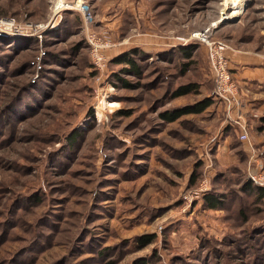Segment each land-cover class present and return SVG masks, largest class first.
I'll return each mask as SVG.
<instances>
[{"label": "rangeland", "instance_id": "1", "mask_svg": "<svg viewBox=\"0 0 264 264\" xmlns=\"http://www.w3.org/2000/svg\"><path fill=\"white\" fill-rule=\"evenodd\" d=\"M66 1L73 8L54 16L56 0H0V16L45 34L0 36V264H264V89L242 91L232 71L242 140L215 95L206 45L193 42L185 72L180 50L207 27L232 48H264V0H242L236 15L232 0ZM86 28L115 43L103 70ZM131 49L144 74H123L136 85L126 88L110 58ZM188 81L200 92L173 98ZM208 96L217 103L201 113L159 118ZM208 191L223 208L204 205ZM146 234L155 238L142 245Z\"/></svg>", "mask_w": 264, "mask_h": 264}, {"label": "built area", "instance_id": "2", "mask_svg": "<svg viewBox=\"0 0 264 264\" xmlns=\"http://www.w3.org/2000/svg\"><path fill=\"white\" fill-rule=\"evenodd\" d=\"M72 4L73 3L66 0H56L53 6L54 16H60L64 10L73 8ZM75 5L78 6L81 11L83 10V15L86 20L91 17L90 11L83 7L82 2L75 1ZM86 32L93 64H95L97 70H103L106 66L107 60L104 50L114 46L115 43H113L106 34L100 35L87 28ZM21 34L34 35L39 40H42L45 35L43 32V25L24 24L14 16H0V36ZM188 40L199 41L206 45L209 66L215 81V95L224 102L228 115L234 117L235 108L240 105V99L238 97L240 88L233 77L230 57L227 54L228 49L232 47L224 39L215 37L214 29L211 27L192 32L188 37ZM44 54V51L40 52V54L36 55V58L32 61V63L38 68L42 67ZM241 117V113H239L237 117H234V120L241 129L240 138L249 141L250 137L248 135L247 124ZM207 187V181H202V186L198 190H193L194 192L192 191L193 193H190L191 197H189L188 200L191 201L192 197L200 195Z\"/></svg>", "mask_w": 264, "mask_h": 264}, {"label": "trees", "instance_id": "3", "mask_svg": "<svg viewBox=\"0 0 264 264\" xmlns=\"http://www.w3.org/2000/svg\"><path fill=\"white\" fill-rule=\"evenodd\" d=\"M190 42L192 43L180 49L182 51L183 57L188 59L187 62L181 63L183 72L187 71L190 68V66L195 63L194 54L195 52H197V50H199L198 49L199 46L193 43L195 42L194 40ZM199 43L202 44L201 42ZM139 53L140 52L138 51V49H131L124 53L111 56L110 58V61L112 60L116 64H123L120 70L114 73V76L117 78L118 81H120V84L123 87L133 88L136 86L128 78L124 77L123 74H134L135 76H138V77H141L144 74L143 72L144 68L139 63V60H138L142 58L139 55ZM231 70H232V67H231ZM200 86H201L200 83H197L194 81H188L186 83L180 84L173 90L172 97L176 98V97L185 96L191 93H199ZM213 103H214V99L211 96L210 97L208 96V97H205V98H202L196 101L193 104H188L185 106H177L171 109L162 110L159 112V118L163 120L164 122H174L185 115L201 113L207 108H209V106H211ZM262 119L264 121V117ZM70 137H72V139L73 138L75 139L77 135L72 134ZM194 181H195V178L192 177L191 182H194ZM252 184L253 182L250 180L248 181V183L245 184V187L250 188ZM257 189H258V193L260 197H263L264 188L258 186ZM203 200H204V205L207 208H211V209L223 208V205H224L223 197L220 194H217L212 191H208L204 193ZM154 238H155L154 234L140 235V237L138 238V241L142 245H147L150 242H152Z\"/></svg>", "mask_w": 264, "mask_h": 264}, {"label": "crops", "instance_id": "4", "mask_svg": "<svg viewBox=\"0 0 264 264\" xmlns=\"http://www.w3.org/2000/svg\"><path fill=\"white\" fill-rule=\"evenodd\" d=\"M229 56L232 70L234 71L241 90H254V93H258L259 91L262 92L264 89V48L260 50H256V48L255 50H244V47L235 45V48H231L229 51ZM253 98H256V94ZM251 99L252 98L247 99L246 96V100L244 101L247 105L253 106ZM221 103L224 104L223 101H221ZM228 135L229 134H227V137Z\"/></svg>", "mask_w": 264, "mask_h": 264}, {"label": "bare ground", "instance_id": "5", "mask_svg": "<svg viewBox=\"0 0 264 264\" xmlns=\"http://www.w3.org/2000/svg\"><path fill=\"white\" fill-rule=\"evenodd\" d=\"M230 3H231V7H232L231 12L229 13L230 15L238 14L241 11L242 6L244 5V2L242 0H232ZM225 13H228L227 10L222 13L223 16Z\"/></svg>", "mask_w": 264, "mask_h": 264}]
</instances>
